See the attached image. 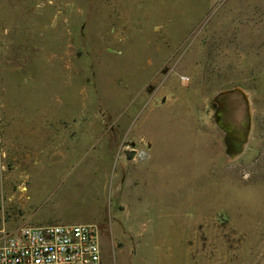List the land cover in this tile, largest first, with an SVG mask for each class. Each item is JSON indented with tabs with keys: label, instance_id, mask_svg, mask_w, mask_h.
Here are the masks:
<instances>
[{
	"label": "rangeland",
	"instance_id": "1",
	"mask_svg": "<svg viewBox=\"0 0 264 264\" xmlns=\"http://www.w3.org/2000/svg\"><path fill=\"white\" fill-rule=\"evenodd\" d=\"M73 223L103 264H264V0H0V240Z\"/></svg>",
	"mask_w": 264,
	"mask_h": 264
},
{
	"label": "built area",
	"instance_id": "2",
	"mask_svg": "<svg viewBox=\"0 0 264 264\" xmlns=\"http://www.w3.org/2000/svg\"><path fill=\"white\" fill-rule=\"evenodd\" d=\"M0 264H103L94 223L21 225L0 240Z\"/></svg>",
	"mask_w": 264,
	"mask_h": 264
},
{
	"label": "flooded vegetation",
	"instance_id": "3",
	"mask_svg": "<svg viewBox=\"0 0 264 264\" xmlns=\"http://www.w3.org/2000/svg\"><path fill=\"white\" fill-rule=\"evenodd\" d=\"M232 92L229 90V92H224L223 91L217 96L216 101L214 102L215 104V110L213 112L214 115V121L217 127L221 130L223 133V142L225 145V149L227 153L233 154L240 142H243L246 139V130H242L244 135L243 137H240V133L242 132L241 130L239 131L236 125V123L233 121L235 118L234 116L232 117L231 121L229 119V113H235L236 111V102L228 97ZM235 115V114H234ZM219 118H221L225 124L229 126V129H225L220 123H219ZM245 131V132H244Z\"/></svg>",
	"mask_w": 264,
	"mask_h": 264
},
{
	"label": "water",
	"instance_id": "4",
	"mask_svg": "<svg viewBox=\"0 0 264 264\" xmlns=\"http://www.w3.org/2000/svg\"><path fill=\"white\" fill-rule=\"evenodd\" d=\"M244 144H245L244 142H240V143L238 144V147H237V149H236V151H235L234 153L237 154V155L241 154L242 151H243V148H244ZM124 154H125L126 158H127L128 160H130V159H132V158L134 157V155L136 154V150H135V149L125 150V151H124Z\"/></svg>",
	"mask_w": 264,
	"mask_h": 264
}]
</instances>
